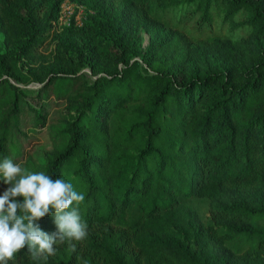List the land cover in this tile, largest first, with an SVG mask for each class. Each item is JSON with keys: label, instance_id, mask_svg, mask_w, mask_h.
<instances>
[{"label": "trees", "instance_id": "obj_1", "mask_svg": "<svg viewBox=\"0 0 264 264\" xmlns=\"http://www.w3.org/2000/svg\"><path fill=\"white\" fill-rule=\"evenodd\" d=\"M63 1L0 0V160L71 182L88 234L9 264H264V0H68L92 11L80 58L47 62Z\"/></svg>", "mask_w": 264, "mask_h": 264}, {"label": "clouds", "instance_id": "obj_2", "mask_svg": "<svg viewBox=\"0 0 264 264\" xmlns=\"http://www.w3.org/2000/svg\"><path fill=\"white\" fill-rule=\"evenodd\" d=\"M0 180L9 185L0 194V264H9L25 246L33 261H47L57 244L75 250L73 241L86 238L87 225L79 211L85 195L71 182L27 171L8 157L0 160ZM46 215L54 218L56 231L51 234L37 223Z\"/></svg>", "mask_w": 264, "mask_h": 264}, {"label": "rangeland", "instance_id": "obj_3", "mask_svg": "<svg viewBox=\"0 0 264 264\" xmlns=\"http://www.w3.org/2000/svg\"><path fill=\"white\" fill-rule=\"evenodd\" d=\"M124 4H126V1L123 0L118 8L122 9L124 7ZM64 10L61 8V11L59 13V17L56 20V22L53 23L52 29L49 32V35L44 42L42 46H40L35 52V54L41 59L45 60L47 62H51L56 54V48L58 45H66L68 49L69 54L71 57L75 60L78 61L80 58V55L78 54V50L75 48H72L73 46L77 48H81L83 45L81 44V39L77 37V33L70 34L68 31H66L69 27H73L74 29H78L83 25L87 17L89 16L90 13H92L91 10L86 9L85 7L82 6H69L68 4L65 5ZM73 17V20H72ZM140 34L142 36V42L140 49L144 51L148 45L149 42L152 38L157 37L160 38L164 35V31L159 28V27H154L150 31H144L140 30ZM3 42V34L0 31V43ZM72 48V49H71ZM76 51V52H75ZM85 59V58H83ZM133 59H138L141 63L142 66H145L142 60L140 59L139 56H135ZM86 60H83V63ZM81 72L85 73L86 75L89 76L90 79L96 78L98 75H103V72H96L92 71L90 66L88 64H83V67L81 69ZM22 87H25L26 89L30 90V92H34L38 87L41 86L40 83L37 82H32L28 85H21ZM57 111L61 112L59 114L57 113H51L48 117L50 119L55 116H61V114L66 112V102H57L56 106ZM50 113V112H49ZM56 114V115H55ZM33 137V141L31 142L32 145L29 146V148H33L35 150L36 143L40 144L38 153L45 150L49 144L47 143V137L45 134L41 133H33L30 135ZM7 187L0 189V194H3V191L6 190ZM191 205L198 210L199 214L202 216L204 220H206V217L208 215V203L206 200H194Z\"/></svg>", "mask_w": 264, "mask_h": 264}, {"label": "built area", "instance_id": "obj_4", "mask_svg": "<svg viewBox=\"0 0 264 264\" xmlns=\"http://www.w3.org/2000/svg\"><path fill=\"white\" fill-rule=\"evenodd\" d=\"M67 4H68L69 6H77V7L79 6V5L74 4L73 2H70V1H68V0H64V1L62 2V4H61V8L64 10L63 7H64L65 5H67ZM61 8H60V11H61ZM59 13H60V12H59Z\"/></svg>", "mask_w": 264, "mask_h": 264}]
</instances>
